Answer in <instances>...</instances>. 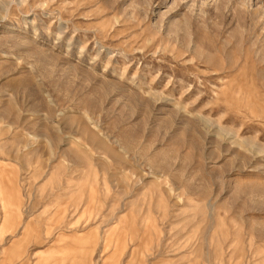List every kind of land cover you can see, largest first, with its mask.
<instances>
[{
  "label": "rangeland",
  "instance_id": "1",
  "mask_svg": "<svg viewBox=\"0 0 264 264\" xmlns=\"http://www.w3.org/2000/svg\"><path fill=\"white\" fill-rule=\"evenodd\" d=\"M0 264H264V0H0Z\"/></svg>",
  "mask_w": 264,
  "mask_h": 264
}]
</instances>
